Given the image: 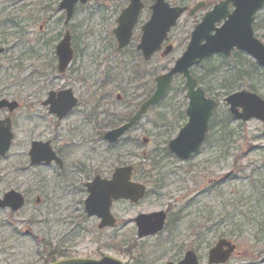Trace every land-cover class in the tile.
I'll use <instances>...</instances> for the list:
<instances>
[{
  "label": "rangeland",
  "instance_id": "1",
  "mask_svg": "<svg viewBox=\"0 0 264 264\" xmlns=\"http://www.w3.org/2000/svg\"><path fill=\"white\" fill-rule=\"evenodd\" d=\"M199 1L167 0L170 4L188 8ZM124 6L125 0H93L76 9L70 23L76 53L63 75L56 71L52 52L42 63L36 59L38 53L26 56L25 52L18 53V50L12 51L10 56H25L19 65L15 66L13 60L8 63L0 61V94L21 102V108L12 117L14 142L6 159L0 160V175L18 165L28 168L24 157L27 143L36 137L41 140L49 138L55 125L60 127L61 134L66 127L78 130V137L85 142L95 136L91 127L96 112L94 102L101 95L103 83H112V86L118 85L124 90L121 92L116 88L117 93L125 97L121 104L113 99L107 101L108 107L104 108L111 115L129 107L133 96H142L141 88L135 87L137 74L134 68H139L137 73H141V69L144 71V88L152 94L154 79L167 72L185 50L193 27L203 15L199 12L189 18L184 14L169 33L172 53L161 60L154 57L149 64L137 67L135 65L139 62L133 51L139 33L135 32L132 45L119 55L111 35L114 20ZM255 25L254 35L264 44V9L257 14ZM60 29L56 25V32ZM246 58L241 62L236 57L223 58L222 61L220 56H213L206 65L192 69V76L200 79L199 86L209 91L206 95L215 99L218 107L213 113V130L208 135L207 144L191 160L178 162L166 150L167 143L186 123V90L180 77H175L161 104L149 111L116 148L107 150L99 144L91 151L81 147V157L93 159L103 167H114L118 163L138 166L137 177L146 187L145 198L133 207L117 206L116 212L121 218L116 229L97 234L91 222L77 221L79 215L72 216L76 224L71 227L62 225V222H48V204L36 206L35 196L28 195L26 206L18 213L10 215L0 210V264H45L48 246L70 248L71 252L85 257L106 254L125 264H135L132 260L138 254L145 264H165L176 261L185 250L191 249L197 254L199 264H206L208 249L219 239L230 240L237 247L228 264H261L264 252V123L254 120L241 123L233 118L228 121V106L223 102L225 96L215 94L225 95L221 94L220 85L226 80H235L234 74L241 70L249 73L248 78L238 81L239 86L233 92L247 91L264 99V69ZM254 65L257 71L253 69ZM109 77L113 80L107 81ZM66 88L78 97L80 105L67 119L57 123L50 120L41 102L47 90ZM98 113L96 123L101 129H107L112 117L107 120L100 116V110ZM119 120L117 118L114 123ZM222 125L225 134L231 131L230 137L226 136L224 141L219 138ZM142 138L147 139V144L141 142ZM85 146L89 147L88 144ZM152 161L158 163L159 169L152 168ZM46 172L44 168L26 170L18 178L19 189H27L33 175L42 178ZM228 173L231 176L224 180ZM13 179L1 176L0 191L14 184ZM208 181L217 183L208 185ZM66 200L63 204L67 218L77 198H71V202L67 201L65 205ZM167 208L170 216L164 231L156 237L137 241L131 218ZM78 223L80 228H76ZM69 233L76 235V241L71 244L65 241ZM97 236H100L99 242H95ZM110 244L117 248H109Z\"/></svg>",
  "mask_w": 264,
  "mask_h": 264
},
{
  "label": "water",
  "instance_id": "2",
  "mask_svg": "<svg viewBox=\"0 0 264 264\" xmlns=\"http://www.w3.org/2000/svg\"><path fill=\"white\" fill-rule=\"evenodd\" d=\"M91 0H64L59 8L66 13L65 23L72 18L73 10L77 4H85ZM129 3L116 19V28L113 36L117 42L118 49L127 47L131 40V33L137 17L141 11L140 0H128ZM232 6L233 10L228 11ZM264 6V0H224L214 6L211 11L205 13L201 21L194 27L190 34V40L185 51L174 62L172 68L165 74L155 78V89L150 98L145 101L139 110L123 126L109 131L104 135V139L110 143H116L121 136L129 131L144 116L149 108L159 104L168 91L173 78L180 76L184 80L186 90L185 99L187 107L185 116L186 124L178 131L177 136L168 142L167 151L180 161H186L195 155L205 141L208 130L209 119L217 107V103L207 98L205 92L197 85L196 80L190 75V69L199 65L204 60L213 55H222L228 58L235 50L246 54L254 63L264 67V45L254 36L252 23L257 12ZM205 4L200 2L191 9L186 7L170 8L163 0H156L152 7L150 21L142 27L141 37L137 50L140 51L144 61H148L157 53L161 45L167 40V34L175 26L178 18L185 13L189 17L194 16L199 10H203ZM222 24L219 27L216 25ZM172 50L167 46L162 53L168 55ZM1 52V51H0ZM58 60L57 71L63 74L72 60V50L70 48V38L68 32L65 33L61 42L56 48ZM228 106V112L236 121L246 123L255 120L264 123V100L247 91L232 93L223 99ZM13 108V103L1 102ZM45 104H49V112L63 118L71 110L76 100L70 90L61 91L58 94L50 93ZM9 120L0 122V155H3L11 142ZM147 143L146 139L142 140ZM38 144H32L30 152L31 162L48 164L46 155H41L42 159L35 161L34 148ZM131 168L117 169L110 181L96 180L89 189V197L85 202V210L88 216L95 215L101 219L99 228L112 227L114 221L109 215L111 201L129 200L136 203L144 196L145 188L142 185L131 183L129 177ZM230 174L224 176V179ZM12 200L0 202V207L8 206L12 211L18 210L23 201L20 196L13 193ZM165 215L163 212L140 215L136 219L137 237H149L160 233L164 226ZM235 251V246L227 240H219L207 255V264H225ZM264 264V253L261 259ZM53 264H123L120 260L104 256L100 260L92 259H69L57 261ZM172 264V263H168ZM177 264H198L197 257L193 252H187Z\"/></svg>",
  "mask_w": 264,
  "mask_h": 264
},
{
  "label": "flooded vegetation",
  "instance_id": "3",
  "mask_svg": "<svg viewBox=\"0 0 264 264\" xmlns=\"http://www.w3.org/2000/svg\"><path fill=\"white\" fill-rule=\"evenodd\" d=\"M63 1L64 0H0V51H1L0 59L1 58L5 59V60H0V61L8 63L10 60H13L12 63H16L15 66L19 65V61L25 58V56L22 57L21 54L19 56H16L15 58L10 56V53L12 51L18 50V53L25 52L24 54L26 56L33 55V53H38V55H36V59H38L39 62L42 63L43 60L47 58L46 55L52 52L54 56V61L56 62V71H57L58 60L56 56V48L61 42L65 33L68 32L69 38H70V48L72 50V60L70 61L69 65L64 71L63 74H65L67 69L71 65L74 59L75 53H76L75 44L73 41L74 37L70 31L71 20L73 19L75 15V11L79 6H85L88 3L92 2L93 0L85 4L75 5L72 18L70 19V21H68L67 24L65 23L66 13L63 9L59 8L60 4ZM163 1L167 3L170 8L181 7V5L170 4L167 2V0H163ZM200 1H202L205 4V10L200 11V12H203V15H204L205 12L210 11L214 6L218 5L221 1H224V0H200ZM208 1H218V2L210 4ZM140 2L142 4V8L137 17L135 25L133 26L132 33H131V40H130L129 45L123 49H118L117 42L112 33L113 30L117 26L116 19L119 16L120 12L127 7L129 3L128 0H125V6L119 10L114 20L115 28L111 31V35L115 42L116 53L118 55L124 54L125 51H127L130 45H132V43L134 42L135 32L137 31L139 33V36H138L139 40H138V43L135 45V49L133 51L136 54V59H138V62H139V64L135 65L137 67H141L143 65L149 64L150 61L154 59V57L156 58L158 57L157 58L158 60L164 59L168 55H170L173 51V45L169 43L170 35H168L167 40L161 45L160 50L157 53H155L148 61L143 60L140 51L137 50V45L139 44L140 37L142 34L141 32L142 27L145 26L151 19L152 7L155 4L156 0H140ZM263 9H264V6L260 11H262ZM232 10H233L232 6H229L228 11L231 12ZM259 12L256 13L253 23H252L253 33H254L255 26H256L255 18ZM177 22L174 28L171 29V31L176 28ZM221 23L216 25V27H219ZM56 25L58 27L60 26L61 28L60 31L58 32H56L55 30ZM167 46H171L172 50L170 54L163 56L162 53L164 52ZM138 69L139 68H134V72L137 74L136 78H134L136 80L135 87L141 88L142 96L141 97L139 96V98H136L133 96V98L131 99L132 100L131 104L128 105L129 107L122 110L123 112H117L118 114L114 113L111 115L108 113V110L105 109L104 107H108L107 101L109 99H113L115 103L121 104L125 97H123L122 95H119L116 91V88H118L121 92H123L124 90L118 87V85H116V87L112 86V83L105 82L102 84V86H100L101 95L99 99L96 102H94V108H96V112L94 114V125L91 126L96 135L90 138L88 142H85L84 140L78 137V135L80 134L78 130H74L72 127H66V129L63 130V134H61L62 130H60V127L58 125H55L50 132L51 135L49 138L41 140L40 138L36 137L35 139L27 143L28 147H27L26 153L24 154V157H25V161L27 163L28 168L24 169L18 165V167H13L7 173H3L2 175H0V179H1V176L2 178H6V177L14 178L12 181L14 184L8 185L0 191V202L2 203L4 200L11 201L14 196H9L8 194L13 193L15 195L20 196V198L23 201V204L16 211H12L8 206L0 207L1 211H6L10 215L16 214L26 206L28 195L29 196L34 195L35 196L34 204L36 206H38L39 204H44V203L48 204L49 206L47 210L49 214L48 222H54L57 224L59 222L60 223L62 222V225H69L71 227L76 224V222H74L75 218L72 216L79 215L78 217H76L77 221L79 222V220H81L79 223L84 222V221L91 222L93 227L96 229L97 234L102 233V231L116 229L120 225L119 219L121 217H119L118 213L116 212L117 206L124 204V205H129L133 207V206L138 205L145 198L146 187L141 182V179L137 177L138 166L135 165L134 163H118L114 167H109L108 165L103 167L102 164L95 163L93 159H86V158L81 157V147L90 148L91 151L92 150L94 151L95 146L99 144L104 146V148L107 150L116 148L120 144V142L123 140V138L129 132H131L145 118V116L149 113V111L156 108V107L149 108L146 114L141 117V119L136 123V125L133 126L131 129H129V131L126 132L123 136H121L116 143L110 144L104 139V135L107 132L115 130L123 126L124 124H126L131 119V117L139 110L140 106L145 101H147L151 96L150 90L148 91L146 87L144 88V86L146 85L144 83L145 73L142 69H141V73H137ZM112 80L113 79H110V77L107 79V81H112ZM65 90L71 91L73 98L76 100V104L71 110L67 112V114L63 118L58 119L56 115L51 114L49 112L50 105L45 104V102L47 101L50 93L58 94L59 92L65 91ZM5 101L10 104L13 103L14 104L13 108L9 105H5L1 103ZM79 105H80V100L78 99V97L74 95L72 90L69 88L58 89V90H52V89L47 90L46 96L41 102V107L46 111L47 115L50 117V120L51 119L55 120L57 123L62 122L65 119H67L79 107ZM20 108H21V102H17L15 98L13 97L7 96L5 94H0V122L9 120L10 131L12 134V139L8 146V149L5 151L3 155H0V160H5L12 149L13 142H14L13 118L12 117H13V114L16 113ZM98 110L101 111L100 116L103 115V117L107 118V120H109L110 116L112 117V120L108 121L110 123L107 125L108 126L107 129H104V130L101 129V126L98 123H96L97 117L99 116ZM213 113L209 119L208 130L206 133L205 141L203 142L200 150L205 144H207L208 135L213 130V125H212ZM117 118H120L121 120L114 123V121L117 120ZM74 135H76L77 137ZM143 139H146V138L141 139L142 143H143L142 141ZM32 144H38V146H36L33 151L35 155V161L37 159H42L41 155H46V159H48V164H45L44 162H40V163H33V161L31 162V158L29 154L32 149ZM85 144H88L89 147H86ZM143 144L145 145L147 143H143ZM212 145L215 146V144L213 143ZM194 156H192L189 160H191ZM173 158L178 162L189 161V160L180 161L176 159L175 157ZM157 166H158V163L156 164L154 162L153 167L156 169L158 168ZM128 167L131 168V174L129 177V181L131 183L142 185L145 188L144 196L141 199H139L136 203H132L129 200H124V199L117 200V201L112 200L110 207H109V215L113 219L114 225L112 227L99 228V226L101 225V219L95 215L88 216L85 210V202L88 199L89 194H90L89 189L91 188L92 184H94L96 180L110 181L112 178V175L117 169L128 168ZM43 168L47 171L46 176H42V178H40V177H36L33 175L32 177H30L28 181L27 189L23 191L19 189L21 185L19 183L18 178L21 174H24L26 170L28 169L37 170V169H43ZM216 183L217 182H214V181H208L207 184L215 185ZM74 197L77 198L76 204L73 207V210L71 211L69 216L66 218L65 213L67 210L64 211L65 207H64L63 202L67 199L65 202V205H66L67 201L68 203L69 201L71 202V198L73 199ZM157 212L164 213L165 215L164 226L160 233H157L149 237H143V238L137 237L136 219L140 215H149L152 213L138 214L134 218H131L130 224H132L133 227H135L137 241L156 237L159 234H161L164 231V229L167 227V223H168L169 216H170L169 209L167 208L164 211H157ZM157 212H153V213H157ZM79 223L77 224L76 228H80ZM75 239H76V235L73 233H69L65 241L71 244L73 241H76ZM77 239H79V234H77ZM99 241H100V236H97L95 242H99ZM109 246H110L109 248H112V249L117 248L116 246H113L111 244ZM55 247L50 248L48 246L49 251L46 254L45 264H53L57 261L69 260V259L100 260L104 256H109L106 254H100L98 256L94 255V256L85 257V256H79L77 253L71 252L70 248L59 249L58 247L57 248ZM211 248H209L208 251ZM236 249L237 247L235 246V251ZM190 251L193 252L195 256L197 257V254L195 253V251L188 249V250H185L183 252V255L180 258H178L176 261L175 260L167 261L165 264L179 263L181 260H183L185 254ZM208 251L206 254V264H207ZM110 257H113V256H110ZM231 257L229 258V260L231 259ZM141 258L143 257L138 254V256L134 258V260L132 261H134L135 264H145L144 261L141 260ZM229 260L225 264H228ZM197 261L199 264L198 257H197Z\"/></svg>",
  "mask_w": 264,
  "mask_h": 264
},
{
  "label": "trees",
  "instance_id": "4",
  "mask_svg": "<svg viewBox=\"0 0 264 264\" xmlns=\"http://www.w3.org/2000/svg\"><path fill=\"white\" fill-rule=\"evenodd\" d=\"M257 26V25H256ZM231 57H236L237 59H239V62H241V60H246V56L243 54V53H240V52H235L231 55ZM220 59L222 61H224V59L222 57H220ZM209 60H206L204 61L201 66H204L208 63ZM221 63H224V62H221ZM253 69L257 71V67L254 65L253 66ZM251 73V72H250ZM252 74V73H251ZM248 75L249 73H247L246 71H241V70H238L237 73L234 74V79L235 80H226L225 82H223L221 85H220V90L222 91L221 94H225V95H218V93H215L217 97H220V96H226L230 93L233 92V89L239 85H237V82L240 81L241 79H247L248 78ZM197 83L200 84V79L199 78H196L195 76H193ZM209 91L205 89V93L207 94ZM228 121H232V118L230 117V115H228ZM230 134H231V131L230 132H227L225 134V126L222 125L220 127V135H219V138H220V141H224V138H226V136L230 137ZM237 161H239V159H237ZM154 166L153 164V161H152V167Z\"/></svg>",
  "mask_w": 264,
  "mask_h": 264
}]
</instances>
